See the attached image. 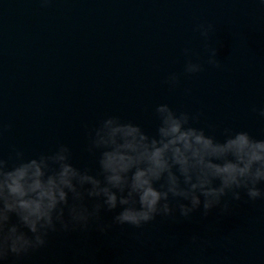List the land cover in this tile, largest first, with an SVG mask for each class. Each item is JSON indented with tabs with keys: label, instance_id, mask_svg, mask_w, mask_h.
I'll use <instances>...</instances> for the list:
<instances>
[{
	"label": "water",
	"instance_id": "1",
	"mask_svg": "<svg viewBox=\"0 0 264 264\" xmlns=\"http://www.w3.org/2000/svg\"><path fill=\"white\" fill-rule=\"evenodd\" d=\"M189 59L203 70L185 74ZM162 103L199 114L193 126L217 140L224 128L264 139V0H0L4 158L64 144L74 166L95 173L88 131L118 116L155 135ZM120 210L102 209L86 230L57 225L44 247L0 264H264V201L244 192L227 212L177 209L140 228L114 224Z\"/></svg>",
	"mask_w": 264,
	"mask_h": 264
},
{
	"label": "clouds",
	"instance_id": "2",
	"mask_svg": "<svg viewBox=\"0 0 264 264\" xmlns=\"http://www.w3.org/2000/svg\"><path fill=\"white\" fill-rule=\"evenodd\" d=\"M201 35L207 37L208 31ZM216 57L217 49H212L208 63L218 68ZM202 70L191 59L184 66L185 74ZM165 82L174 87L179 76L173 73ZM154 111L155 135L118 116H108L88 131L87 151L98 153L95 173L74 166L64 144L30 159L20 150L7 159L0 154V261L44 247L57 225L63 231L86 230L99 221L102 209L120 207L113 223L140 228L177 209L183 217L201 205L204 215L217 207L227 212L241 192L249 201H264V139L224 128L220 141L193 126L199 114L166 103ZM259 115L264 117V108ZM110 227L99 225V230Z\"/></svg>",
	"mask_w": 264,
	"mask_h": 264
}]
</instances>
